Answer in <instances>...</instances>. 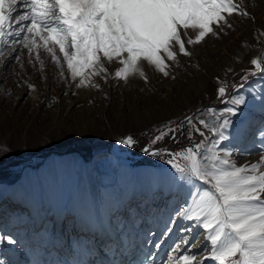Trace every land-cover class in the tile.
<instances>
[{"label":"snow or ice","instance_id":"obj_1","mask_svg":"<svg viewBox=\"0 0 264 264\" xmlns=\"http://www.w3.org/2000/svg\"><path fill=\"white\" fill-rule=\"evenodd\" d=\"M234 16L255 19L244 0H0V57L10 49L7 60L23 68L26 49L27 63L35 67L33 61L38 62V70L43 72L42 49L60 69L61 77L65 76L66 64L71 81L79 78L74 83L76 88L99 89L94 77L108 83L110 78L127 82L138 76L148 83L145 63L164 78L175 79L171 73L179 66L178 57L190 58L193 52L189 46L226 36L233 28ZM261 42L264 31L256 38L257 44ZM114 63L118 67L110 73L106 65ZM249 63L253 70H246L240 79L247 80L249 75L264 78V56ZM232 71L226 69V73ZM228 94L227 82L221 81L217 98L223 102ZM232 103L240 105L244 99L235 97ZM208 111L215 114L213 109ZM224 113L227 115L222 114L221 122L211 128L204 118L197 120L195 116L169 121L150 142L155 144L165 136L174 141L185 136L189 146L180 152H167V163L178 181L192 178L204 185L196 193L189 191L195 199L178 214L192 223L170 249L169 255L174 254L172 264H204L208 260L215 264H264V129L258 131L259 159L233 167L227 158L231 153L222 148L221 142L227 139L224 130L231 123L228 116L236 115L237 110L226 105ZM205 130L212 135L210 141ZM194 134L202 139L195 141ZM119 143L133 147L136 141L127 135ZM143 150L161 155V151L148 147ZM175 222L170 221V225ZM195 228L202 229L203 253L191 251L196 242H190L189 236ZM166 231L171 232V226ZM4 240L15 243L10 236H0V242Z\"/></svg>","mask_w":264,"mask_h":264},{"label":"rangeland","instance_id":"obj_2","mask_svg":"<svg viewBox=\"0 0 264 264\" xmlns=\"http://www.w3.org/2000/svg\"><path fill=\"white\" fill-rule=\"evenodd\" d=\"M244 4L255 19L249 20L234 16L231 18L233 28L227 30L226 36H222L220 39L208 38L204 44L189 46L193 55L190 58L178 57L179 66H176L171 73L175 79L164 78L162 74L156 77L154 69L145 63L144 70L148 77V83L138 76L130 77L127 82L110 78L108 83H105L101 77H94V82L100 86L99 89L94 87L76 88L74 83L78 82L79 78L76 82L71 81L66 64L64 65L65 76L61 77L60 69L51 63V57L42 49L43 72L38 70L40 68L38 62L33 61L35 67L27 63L26 49L23 50L25 55L22 56L23 68L18 63L7 60L11 51L5 49L4 56L0 57V60H7L6 64L0 63V124L4 125L6 129H11L15 124L25 123L28 125L31 121L34 124H38L40 121L45 124L53 123L55 126L53 125L51 131L58 137V142H48L40 152H37L32 150L31 146H21L20 143L14 145L3 141V136H0V184L7 186L16 184L25 166L39 168L47 157L54 154L78 153L85 161L91 162L94 161L98 151L105 150L99 156V163L101 166L103 165L104 171H93L92 166L83 170L73 166H67L63 170H54L55 173L46 178L48 189L44 190L46 196H49L52 207L55 210H62L66 208L69 193L63 191L64 193L59 196L54 190L58 188L56 186L59 184L65 183L66 188L72 191L78 202H81L79 206L84 209L85 213L90 211L100 217L103 209L100 208L101 206L99 207V189L104 188L106 200L103 205H108L112 204L117 196L125 194L124 190L139 189L143 185L147 188L150 185L148 183L155 180V168L162 175L165 174L163 169L169 168L167 167L169 159L167 152H180L189 146L190 142L185 136H180L175 141L170 136H165L155 144L150 143L153 137L159 134L158 129H162L169 121H182L185 116H195L197 120L204 118L211 128L221 122L222 114L227 115L224 113L226 105L236 108L237 114L228 116V119L231 123L237 121L239 124L233 135L221 142L222 148L232 153V147L236 141L239 140L241 146L246 139L247 131L251 126L248 119L250 113L257 109L264 111V78L260 75H249L247 80L240 79L242 75L246 74V70H253L249 63L250 59L262 54L263 42L257 44L256 38L260 31H264V0H244ZM20 11L21 13L24 11L23 6ZM16 47L21 46L17 45ZM60 55L62 56V54ZM106 67L110 73H114L118 65L114 63L106 65ZM228 68L233 71L226 73ZM217 77L220 78V81L217 80ZM35 79L36 82H33ZM221 81H226L229 88V94L223 102L216 95V88ZM29 84L35 85V88L29 89L27 87ZM232 85H236V87H232ZM240 85L243 86L240 87ZM65 90L68 93L66 97H64ZM20 92L23 97L18 99L17 95ZM40 95L44 96L41 109L43 112L35 111L34 116L30 112L27 117H21L19 108L27 102L31 109H35L34 97ZM161 96L163 100H161ZM235 97H243L244 103L233 104L232 100ZM61 102L64 104V108L61 112V127L59 128L58 121L51 116L55 110H59ZM11 109H14L15 117L9 112ZM208 109H213L215 114L209 112ZM169 110L172 113L170 118L167 115ZM100 112L103 115H100ZM217 117H221V119L218 120ZM88 123L92 127L80 129L81 125ZM257 129L258 133L259 130L264 129V125L260 124ZM205 131L210 141L212 135L207 130ZM127 135L134 137L136 143L133 147L119 143ZM200 139L202 138L198 134H194L195 141L198 142ZM99 146L102 148L100 149ZM207 146L206 144L205 147ZM146 147L154 151H161V155L154 156L146 153L143 150ZM221 154L223 155V153ZM122 157L130 160L133 168L142 170L139 172V176H133L134 182H129L125 176L121 180L115 176L117 170L115 162ZM227 158L233 167L242 166L236 163L237 159L231 158V156ZM233 160L235 162H232ZM170 175H174V172H171ZM170 175L169 178H171ZM171 183L169 184L172 186V190L164 199L167 204L170 203L168 211L164 215L166 222L165 228L161 231L160 240L176 230L178 224L185 222L188 227L192 223L178 215L182 207H188L195 199V196H189L188 179ZM159 186L164 187L165 181L163 180ZM198 191L200 190L195 189L194 193ZM6 195L8 203L16 202L11 193ZM182 198L185 200L180 201ZM186 201L189 203L186 204ZM7 208V205L0 204L1 213ZM52 217L53 215H49L48 219ZM70 218V214L65 213L62 217L63 225H69ZM12 219L16 220L15 215H12ZM180 219L182 221H178ZM170 221L176 222L170 225ZM169 226L172 228L171 232L166 231ZM192 233L189 241L196 242V247L191 251L203 253L205 240L202 229L196 228ZM169 251L167 249L163 253V264L170 257ZM207 262L215 264L210 260L204 261V264Z\"/></svg>","mask_w":264,"mask_h":264},{"label":"bare ground","instance_id":"obj_3","mask_svg":"<svg viewBox=\"0 0 264 264\" xmlns=\"http://www.w3.org/2000/svg\"><path fill=\"white\" fill-rule=\"evenodd\" d=\"M262 47L260 56H264V42ZM154 73L156 77L159 76L155 70ZM33 82H36V79ZM21 93L17 95L18 99L23 97ZM64 93L67 91L65 90ZM67 94H64V97ZM43 99V95L34 97L35 109H31L27 102L21 106L19 108L21 117H27L30 112L34 116L35 111L42 113ZM161 100H163L162 96ZM63 108L64 104L61 102L59 110H55L51 116L58 121L59 128ZM9 112L15 117L14 109ZM171 114L169 110L167 113L169 118ZM100 115L103 113L100 112ZM248 119L251 126L247 131L246 139L241 146L237 140L230 155L242 166L259 159L261 143L257 128L260 124L264 125V111L258 109L252 111ZM53 125V123L45 124L43 121L34 124L31 121L28 125L19 123L11 129H6L0 124V136H3V141L10 144L20 143L21 146H31L32 150L40 152L48 142H58V137L51 131ZM238 126L237 121L230 123L224 130L227 138L233 135ZM88 127L92 125L83 124L80 129ZM102 152L104 153L105 150L98 151L94 161L91 162L85 161L78 153L54 154L47 157L39 168L25 166L16 184L12 186L0 184V204L8 206L6 211L0 212V236H10L15 241L14 244H8L6 240L0 242V264H151L153 260L155 264H163V253L180 242L185 235L182 230L187 227L185 222L178 224L177 229L171 234L165 235L161 240L159 238L165 228L164 215L170 203L164 201L172 190L169 183L177 182V174L169 164L167 165L169 168L163 169L164 175L155 168V180L148 183L150 185L147 188L143 185L139 189L124 190L126 193L121 196L115 195L117 196L115 199L113 195L112 204L103 205L106 195L104 188L99 189L98 202L99 207L103 209V211L100 209L102 211L100 217L90 211L85 213L79 206L81 202H78L72 191L66 188L65 183L59 184L54 190L59 196L64 193L63 191L69 193L66 208L62 210H55L49 201V196L44 193V190L48 189L46 178L55 173L54 170H63L67 166L83 170L92 166L93 171H104L103 165L99 163ZM131 163L125 157L116 160L117 170L116 173L114 170V173L119 180L125 176L129 182H134L133 176L140 175L139 172L142 170L133 168ZM171 172H174V175H170ZM163 180L165 186L161 187L159 184ZM203 187L201 182L188 179V189L191 192L194 193L195 189L201 190ZM7 193H11L16 202L8 203ZM184 200V198L180 199V201ZM65 213L70 214L69 225H63L62 217ZM12 215H15L16 220L12 219ZM49 215L53 217L48 219ZM155 244H159L160 247H154ZM173 257L174 254L168 257L165 264H172Z\"/></svg>","mask_w":264,"mask_h":264},{"label":"water","instance_id":"obj_4","mask_svg":"<svg viewBox=\"0 0 264 264\" xmlns=\"http://www.w3.org/2000/svg\"><path fill=\"white\" fill-rule=\"evenodd\" d=\"M99 148L101 149V148H102V146H99Z\"/></svg>","mask_w":264,"mask_h":264}]
</instances>
